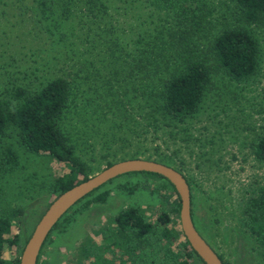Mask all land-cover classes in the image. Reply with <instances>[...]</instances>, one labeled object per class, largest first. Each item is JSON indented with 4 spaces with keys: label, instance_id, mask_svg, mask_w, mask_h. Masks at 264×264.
Instances as JSON below:
<instances>
[{
    "label": "rangeland",
    "instance_id": "374dc122",
    "mask_svg": "<svg viewBox=\"0 0 264 264\" xmlns=\"http://www.w3.org/2000/svg\"><path fill=\"white\" fill-rule=\"evenodd\" d=\"M123 7L118 13L110 10L119 26L128 21L139 23L137 14L142 19L147 16L142 8L121 14ZM52 9L46 18L36 0H0V100L9 99L16 87L30 93L38 90L58 74L68 48H73V53L84 49V54L72 55L74 60L101 65L98 60L102 55L85 51L91 32L88 24L77 23L79 15L84 18L81 11L64 20L57 16L58 8ZM56 20L64 21L59 31L52 27ZM260 41L258 74L227 88L217 73L194 116L181 123L154 132V125L145 126L149 121L143 122L132 112L135 110L122 104L118 92L112 94L99 87L101 75L95 74L89 63L91 78L75 90L60 122L75 155L87 165L89 176L108 163L130 158L158 161L180 170L190 184L195 228L227 264H264V246L241 224L247 198L264 188V161L255 157V146L264 139V30ZM101 74L107 75L104 70ZM7 151L14 153V164ZM65 171L67 166L53 157L29 152L14 126L0 133V216L10 219L19 238V248L11 256L21 255L38 220L56 197L52 190L55 179ZM163 185L164 180L141 172L105 183L63 216L48 235L39 263L75 264L85 238L113 227L112 218L130 207L148 215L163 209L179 231L176 196ZM101 193L106 197L99 202L96 196ZM195 264L203 263L196 260Z\"/></svg>",
    "mask_w": 264,
    "mask_h": 264
},
{
    "label": "trees",
    "instance_id": "16d2710c",
    "mask_svg": "<svg viewBox=\"0 0 264 264\" xmlns=\"http://www.w3.org/2000/svg\"><path fill=\"white\" fill-rule=\"evenodd\" d=\"M115 1L36 0L46 18L54 12L52 6L58 8L57 16L64 20L73 18L80 10L84 18L82 20L79 15L77 23L88 24L87 30L91 32L87 41L90 46L84 47L85 51L102 55L98 60L101 65L96 67L89 60H74L72 55L84 54V49L77 48L73 53V48H68L62 66L57 69L58 74L38 90L30 93L16 87L9 99L0 100V133L6 127L14 126L29 152L49 155L67 166V171L53 183L56 196L90 177L87 165L75 155L60 126L75 90L91 78L86 63L95 74L101 75L99 87L103 91L111 90L112 94L118 92L122 104L135 110L132 112L143 122L149 121V125L144 122L145 126L154 125V132L194 116L217 73H220L222 85L229 88L228 84L248 81L259 72L264 0H117L124 3V7ZM122 7L125 13L121 14L142 8L147 16L142 19V15L137 14L139 23L128 21L119 26L110 10L118 13ZM55 22L52 27L59 31L64 21ZM102 70L107 75H102ZM81 72H84L82 76L79 75ZM102 99L104 101V94ZM105 106L109 107L107 102ZM7 152L14 164V153ZM255 157L264 161V139L256 144ZM141 173L164 180L166 191L176 196L174 208L179 211L180 200L174 186L161 175ZM183 176L190 188L188 179ZM258 191L247 198L241 224L258 244L264 246V188ZM105 197V193H101L96 200L104 201ZM150 215L136 207L118 212L112 218L113 227L85 238L73 261L75 264L202 262L181 229L178 231L174 226L167 211L157 209ZM191 217L193 220L192 208ZM18 239L10 219L0 216V264H19L20 256H11V252L19 248ZM39 255L36 264H40Z\"/></svg>",
    "mask_w": 264,
    "mask_h": 264
},
{
    "label": "water",
    "instance_id": "95a60500",
    "mask_svg": "<svg viewBox=\"0 0 264 264\" xmlns=\"http://www.w3.org/2000/svg\"><path fill=\"white\" fill-rule=\"evenodd\" d=\"M135 172L161 175L174 186L180 200V227L188 244L204 264H224L194 226L191 217L190 189L185 177L166 164L141 158H130L115 162L56 196L29 236L20 255L19 264H36L41 247L48 234L59 219L77 202L110 180L123 174Z\"/></svg>",
    "mask_w": 264,
    "mask_h": 264
}]
</instances>
